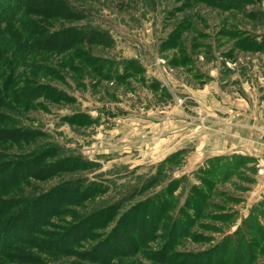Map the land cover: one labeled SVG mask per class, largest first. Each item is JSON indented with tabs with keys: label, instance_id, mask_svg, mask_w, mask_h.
<instances>
[{
	"label": "rangeland",
	"instance_id": "1",
	"mask_svg": "<svg viewBox=\"0 0 264 264\" xmlns=\"http://www.w3.org/2000/svg\"><path fill=\"white\" fill-rule=\"evenodd\" d=\"M66 1L0 0V174L49 151L0 175V264H264V146L229 125L264 0Z\"/></svg>",
	"mask_w": 264,
	"mask_h": 264
},
{
	"label": "trees",
	"instance_id": "2",
	"mask_svg": "<svg viewBox=\"0 0 264 264\" xmlns=\"http://www.w3.org/2000/svg\"><path fill=\"white\" fill-rule=\"evenodd\" d=\"M36 1H38V3L35 4L36 7H31V10H32L31 13H34V14L39 13L42 16L49 18V17H57L56 16V15H58L57 12L61 11L62 13L66 14V15H69L72 17H74V16L77 17L76 16L77 14L73 12V10L70 8L69 5H67L66 0H36ZM237 1L239 2L241 0H233L232 1L233 3H229L230 4L229 6H233V4ZM22 3H23V0H22ZM19 4H21V3H19ZM19 4L18 3L16 4L17 8H18L17 5H19ZM0 7H2L1 11H0V16H1L0 18H4L9 14V13L8 14L5 13L9 9V7L4 6L3 4L0 5ZM16 7H15V9H17ZM2 9H3V11H2ZM12 9H13V7H12ZM54 12H56V13H54ZM259 14L261 15L262 18H264V13L260 12ZM12 15H14V13L11 14L10 16H12ZM47 36H48L47 37L48 40L53 41L55 39L51 35H47ZM47 158H49V151L43 150L42 152L35 155L33 160L29 161L28 163H24V166H23V163H20L21 164L20 165L19 163L16 162L13 164V166H10V167L4 169L0 175L3 176L5 173H7L10 170L11 167L15 168V170H13L14 173L16 172L18 167H24L23 170L28 169L30 172H32L36 167H38V166L42 167V163ZM46 167H49V166H46ZM24 173H22V174H24ZM27 174H29V172ZM14 233H12V235H14Z\"/></svg>",
	"mask_w": 264,
	"mask_h": 264
},
{
	"label": "crops",
	"instance_id": "3",
	"mask_svg": "<svg viewBox=\"0 0 264 264\" xmlns=\"http://www.w3.org/2000/svg\"><path fill=\"white\" fill-rule=\"evenodd\" d=\"M245 112L242 113V111H240L238 114H236V116H232V119L230 121L231 123L229 124L230 127L233 122V125L238 124L237 134H239L238 141L240 143L243 142L245 144L247 142H250L256 145H260L258 143H261L260 146H264V101L262 102L257 114L255 115V118H252L250 115L245 114Z\"/></svg>",
	"mask_w": 264,
	"mask_h": 264
}]
</instances>
